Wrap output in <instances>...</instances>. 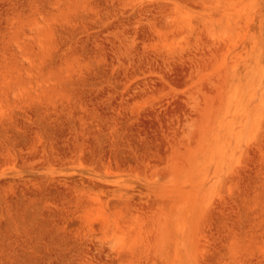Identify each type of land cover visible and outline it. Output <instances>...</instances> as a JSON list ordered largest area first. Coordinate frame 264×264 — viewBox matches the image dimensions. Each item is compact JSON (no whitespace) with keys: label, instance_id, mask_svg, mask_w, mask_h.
Masks as SVG:
<instances>
[{"label":"rangeland","instance_id":"rangeland-1","mask_svg":"<svg viewBox=\"0 0 264 264\" xmlns=\"http://www.w3.org/2000/svg\"><path fill=\"white\" fill-rule=\"evenodd\" d=\"M0 264H264V0H0Z\"/></svg>","mask_w":264,"mask_h":264}]
</instances>
